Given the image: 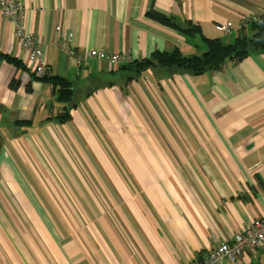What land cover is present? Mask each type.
<instances>
[{"label": "crops", "instance_id": "obj_1", "mask_svg": "<svg viewBox=\"0 0 264 264\" xmlns=\"http://www.w3.org/2000/svg\"><path fill=\"white\" fill-rule=\"evenodd\" d=\"M17 1L47 75L72 83L77 107L48 119L63 104L0 14V54L21 62L0 56V264H191L264 216V52L129 83L128 62L86 57L201 53L200 35L149 12L229 43L264 0ZM70 35L80 64L59 44ZM224 264H264V248Z\"/></svg>", "mask_w": 264, "mask_h": 264}, {"label": "trees", "instance_id": "obj_2", "mask_svg": "<svg viewBox=\"0 0 264 264\" xmlns=\"http://www.w3.org/2000/svg\"><path fill=\"white\" fill-rule=\"evenodd\" d=\"M149 15L164 24L179 29L186 35H200L207 49L201 53L191 54H185L177 48L172 51H155L147 58L125 63L119 68L129 73L127 83L138 79L151 69L177 71L193 75H201L208 71H219L228 64L240 62L251 54L264 52V14L249 21L250 33L245 27H242L235 40L229 43L220 38L203 36L200 26L189 24L180 27L172 18L154 10H151ZM0 56L17 66H21V62L16 58L1 54ZM40 79L52 85L53 93L57 95L58 101L63 104L62 111L50 116L48 119H54L58 122L70 120L71 109L77 107L76 103H72L74 94L72 83L65 78L47 74H44Z\"/></svg>", "mask_w": 264, "mask_h": 264}, {"label": "built area", "instance_id": "obj_3", "mask_svg": "<svg viewBox=\"0 0 264 264\" xmlns=\"http://www.w3.org/2000/svg\"><path fill=\"white\" fill-rule=\"evenodd\" d=\"M0 14L8 18L15 26V35L19 42L27 50L28 62L33 66L37 76L47 74L45 51L37 45L35 36L27 29L25 23L26 7L17 0H0ZM60 29L59 26L56 27ZM220 29L228 34L231 29L228 26H220ZM72 35L67 40L59 41L66 48L67 54L81 63V56L69 45ZM87 58L107 61L113 65L129 62L128 56L120 53H111L101 49L87 51ZM264 248V216L254 219L241 226L231 241H223L211 249V251L200 260L191 264H224L226 261L235 262L244 253Z\"/></svg>", "mask_w": 264, "mask_h": 264}, {"label": "rangeland", "instance_id": "obj_4", "mask_svg": "<svg viewBox=\"0 0 264 264\" xmlns=\"http://www.w3.org/2000/svg\"><path fill=\"white\" fill-rule=\"evenodd\" d=\"M202 51H203V50H202ZM78 89H79L80 91L77 90V94H79L80 92H84V91L86 90L84 85H81ZM236 233H237V232H236ZM236 233H235V234H236ZM233 238H234V237H233ZM233 238H232V239H233ZM232 239H231V240H232ZM231 240H230V241H231Z\"/></svg>", "mask_w": 264, "mask_h": 264}]
</instances>
